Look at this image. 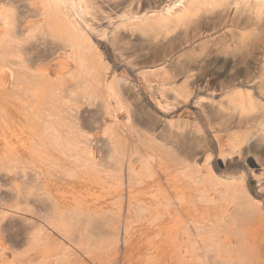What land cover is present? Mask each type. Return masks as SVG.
Listing matches in <instances>:
<instances>
[{
	"label": "bare ground",
	"instance_id": "1",
	"mask_svg": "<svg viewBox=\"0 0 264 264\" xmlns=\"http://www.w3.org/2000/svg\"><path fill=\"white\" fill-rule=\"evenodd\" d=\"M236 11L264 15V0H160L154 6L138 4L122 12L112 10L109 3L105 8L100 7L95 0H0V136L5 150L0 154V161L9 158L0 163V170L6 169L2 165L12 161L14 155H18V146H21L42 160L52 157L59 166H66L69 175L81 174L85 172L83 167L87 166V175H79L74 181L87 187L98 184L104 191L97 193L91 187L81 192L70 190L72 208L67 210L44 211L37 206L35 227L39 229L34 236L36 244L22 254L14 251V263L10 256L18 243L3 235L7 240L0 237V264H79L78 255L88 259L87 264H264L260 253L258 258V248L264 254V202L252 198L242 177L238 182L231 181L226 185L218 198L208 194V199L213 200L217 209L209 207L206 213H190L193 204L186 202L191 196L188 188L218 191L217 186L224 185L210 165L213 150H203L204 164H201L198 162L200 155L181 145L176 146L182 149L179 158L175 148L170 149L166 144L143 149V132L135 128L137 111L132 98L140 97V93L135 82L121 77L117 69L106 64L96 41L108 42L121 50L136 39L140 47L132 53L135 59L120 53L121 61L133 70V75L143 81H148L153 75L162 76L167 83L165 93L170 95H162L167 110L189 111L193 102L203 112V102L197 96V84H206L211 78L222 76V71L215 76L199 57L192 58L187 65L179 64L175 69V63L167 59L169 53L165 54L166 58L158 57L156 53H150L149 57L146 46L152 34L161 32L165 40L160 46L166 48L176 39V35L167 36L173 29L189 30L192 32L190 39H195L201 32L209 41L229 36L232 39L230 45L220 53L222 56L226 54L225 64L231 60L235 63L237 59L245 63L249 54L245 53V47L239 49L245 34L241 32L243 27L239 19L234 18ZM215 12L233 15L228 17V23L224 22L223 27L212 32L204 30L200 26L202 18ZM232 27L242 29L231 30ZM156 40L157 36L153 38L154 42ZM257 44L258 41H254L251 46ZM70 61L77 65V71L58 80L53 79L55 72L69 68ZM246 68L248 71L249 65ZM231 71L230 68L225 73L230 74ZM180 76L183 79L178 82ZM248 82L239 79L241 86L235 83L225 86L228 88L225 97L219 101L215 97L212 101L222 111L224 105L234 109L239 117L238 126H242L244 119L252 114L250 111L260 112L258 120L264 129V100H259V109L256 107L258 97L254 95V91L260 88L259 82ZM56 97L75 99L70 105H65ZM9 100L18 102L9 103L13 109L7 112L5 103ZM86 101L99 102L98 109L103 115L109 113L112 116L116 124L114 135L111 127L101 122L89 130L84 128L80 110ZM119 114L126 119H119ZM73 125L85 133L87 160L90 161L95 160L93 142H97L99 130L108 136L104 137V145L105 156L110 158L116 157L119 147L129 146V139H138V145L132 143L134 149L128 154V160L118 152L120 182L114 189H107L104 182L108 179L102 177L96 168L81 164L78 157L84 155V150L76 148L79 138L71 134ZM165 125L170 127V133L176 134L175 141L179 143L185 130L174 127L178 125L172 122ZM222 132L223 128L219 126L211 133L220 150L223 149ZM149 135V140L156 138L154 130H150ZM201 135L205 137L206 133ZM257 135L260 134L233 133V150L241 155L244 153L242 145H249ZM207 138L202 140L206 142ZM137 160L141 162L139 171ZM168 167H175L173 181L163 179ZM1 176L6 177V173H0ZM150 187L153 190H144ZM13 191L19 193L18 184ZM110 195L115 201H110L108 211L98 202ZM144 195H150L149 201ZM216 201L218 204L214 205ZM151 206H156V209ZM53 216L68 227V249L58 240L59 237L52 239L51 233L40 226L41 221ZM146 217L151 221L148 222L147 234L133 242L134 235L129 232ZM188 254L194 257L193 261L187 259ZM80 264H85V259Z\"/></svg>",
	"mask_w": 264,
	"mask_h": 264
},
{
	"label": "rangeland",
	"instance_id": "2",
	"mask_svg": "<svg viewBox=\"0 0 264 264\" xmlns=\"http://www.w3.org/2000/svg\"><path fill=\"white\" fill-rule=\"evenodd\" d=\"M95 1H98L99 6L103 8H105L109 3L110 8L118 12H122L124 9L130 6H137L138 4L154 6L160 2V0ZM161 1L166 2L167 0ZM101 2L103 4H100ZM237 11L234 12V18L239 19L243 29L232 27L231 30L242 29L243 31L241 32L245 34L244 42L240 44L242 46H239V49L240 47H245V53L249 54V58L247 59L248 61L245 63L237 59L235 63L231 60L228 62V64H225L227 61L225 57L226 54L225 56H222L220 53L224 48L227 49V47L230 45L232 39L229 36H225L217 41H209L204 33L201 32V34L195 39H190L192 37V32L189 30L183 31L173 29L170 33H168L169 35L167 36L173 37L176 35V39L171 44L167 45L166 48H161L160 46L162 41L165 40V36L162 35L161 32H158V35L152 34L150 36L151 40L149 39L150 42L148 41L146 46V52L148 53L149 57L150 53L159 54L158 57H163L165 54L167 55L169 53L170 56H165V58L167 57V59H170L171 62L175 63V69H177V65H187L190 63L192 58L196 59L199 57V59H202L206 64H208L210 72L215 76L219 74L218 72L220 70L222 71V76H220V74L219 77L211 78V80L206 84H197L199 88L197 90V96L201 97L200 100L203 102V109L205 110L203 112L202 110H199V108L193 102L189 105V111L178 110L173 112L172 110H167L164 107V103L162 101V95H167V93H165L167 83L162 78V76L153 75L148 81H143L139 77L136 78L133 75V70L128 68L127 65L124 64L123 60L121 61L120 53L122 52L125 56H130L131 58L135 59V57L132 56V53L137 52L136 50L138 47H140L136 39L131 42L128 47L124 46L125 48L123 47L121 50L116 45L113 46V44L96 39L98 50L102 53L106 64H108L110 67L112 66L115 70L117 69L121 77L135 82L134 84H136V89L140 93V97L132 98L134 99L133 102H135L133 107L137 111L134 117V120L137 119V125L135 128L143 132V142L145 143V145H141L143 149H145V146L148 148L151 145L157 147L160 144H166V147L170 149L175 148L174 151L180 154L178 156L179 158L182 156L180 151L182 149H179V147L176 146L181 145L182 147L184 146L183 148L192 149L195 154L200 155L201 157L198 158V162L201 164H204V157L202 154L203 150H208V148L213 150V155L210 159V165L215 176H217L219 181H223L224 185L217 186L219 193L218 191L214 190L208 191L203 187H199L197 190H190L188 188L187 190L190 192L191 196H189V199L186 202L190 203L191 205L193 204L190 211L192 214H201V212L206 213L209 207L212 208V210L217 209L213 206V200L208 199V196L211 195L212 197L214 196V198H218L221 192L225 189L226 185H228L231 181L238 182L242 177H244L246 188L250 192L252 198L258 200V202H264V129H261L258 120V116H260L258 114H260V112L257 113L255 111H250L252 114L244 119V121L241 123L242 126H238L240 125L238 123L239 117L236 116L234 109L226 108V105H224L222 107V111L219 109L220 106L215 102V107L212 101L215 97L216 101H219L225 97L228 90V88L225 86L231 83L241 86L239 79L243 81L246 80L247 82L249 80L258 81L260 88L254 91V95L258 97L256 100V107H258L259 100L260 102L261 100H264V84H261L262 81L264 82V15H258L256 13L246 14L244 12ZM230 15L232 16L233 14L231 13L226 16L221 12L220 14L215 12V14L212 13L206 15L202 18V23H200V26L204 30L209 29L212 32L214 29L216 30L223 27L225 23L227 24L229 20L228 17H231ZM40 22H38V24ZM229 24H231V20ZM154 32L156 33V31ZM187 33H190L191 35L186 36ZM155 36L158 37V40L154 42L153 38H155ZM254 41H258V44L256 46H251ZM69 64V68L64 70V72H55L53 74V79L58 80L65 74L69 75L77 71L78 67L75 63L70 61ZM247 65H249L248 71L246 68ZM230 68L232 69L231 73L226 74L225 72ZM172 73L174 74L176 72L172 71ZM182 79V77L179 78L178 82H181L180 80ZM247 85V87H250L249 84ZM222 86L223 88H221ZM56 98L65 105H70L72 103L71 100L75 99L73 97ZM17 102L18 100H9L6 102L5 110L9 112L13 109L9 103L15 104ZM98 106L99 102L88 103V101L82 105L83 108L80 110L82 116L80 119L84 120V128L89 130L94 127L97 122H101L104 126L111 127L112 134L114 135L113 129H115L116 124L114 123L113 118H111L112 116H110L109 113L103 115L102 110H99ZM259 106L262 107L261 103ZM119 119L125 120L126 116L120 115ZM169 122H172L173 125H178L174 127H181L185 130L183 133L184 136L182 138L178 137L179 139H182L179 140V143L181 144L176 143V134L170 133V127L165 125ZM187 122L189 123L188 126H186ZM73 126H70L71 130H73V132L71 131V134L73 133V136L79 138V146L76 148L84 150V155L82 157H78L81 161V164H87L88 166L91 165L96 168L102 177L108 179V181L104 182V184L107 186V189H114L120 182L117 174V161L119 160L118 152L122 158L128 160L130 158L128 154L133 151V144L138 145V139L136 137L131 138L133 141L137 139L136 142H133L129 139L130 145L124 146V144L122 148L119 147L116 157L114 156L113 158H110L105 156L106 150L104 145V137L108 138V136L103 135V131L99 130L97 133V142H93L95 160L90 161L87 160L89 153H86L88 140L83 135L85 133L76 126ZM219 126L223 128V132L221 133L223 146L222 150L219 148V143L217 144V142L213 140L211 136V133H213L215 128ZM237 127H240L241 129H237ZM150 130H154V133L156 134V138L153 140H149L151 136L149 135ZM237 131L239 133L249 134L258 132L260 134L257 135L249 145H242L244 153L241 155L237 151L233 150L234 147L233 143L231 142L233 133H238ZM163 133L165 135H163ZM205 133V137H208L206 142L202 140L206 138L201 135ZM0 134H2L1 129ZM161 139H164L168 143L161 141ZM18 149V155H14L15 158L12 159V161H9L7 165H2L6 168L4 171L0 170V173H6V177H0V229L2 230L0 237L4 235L6 238L18 243L14 248H12V253L10 256L11 262H14L16 257L15 255H12L14 254V251L16 254H22L23 252L31 250V247L36 244L34 242L36 241L34 236L37 234L39 229L37 226L35 227L38 216L35 213L37 206H39L44 211H53L54 209L58 208L61 210H67L72 208L71 195L69 194L70 190H78L81 192L88 189V187H91L92 190H96L97 193H104L101 186L98 184H89L87 187L83 186L82 182L78 183V181H74L76 178H79V175H87V166L83 167L85 172H82L81 174L76 173L74 175H69L67 174L66 166H59L56 163V160L52 157L48 156L42 160L39 155L34 156L33 154L28 153L21 146H18ZM4 151L2 137L0 136V154ZM247 152H249V154H247ZM42 156H45V154ZM182 159L181 161H183ZM7 160H9V158H7ZM3 161H0V163ZM139 162V160L136 162V166H138L137 171L140 170L139 165L141 162ZM170 164L172 165L173 162ZM63 167H65V169ZM165 168H167V166ZM168 168L169 169H166L163 174V179L166 178V180L176 176V170L174 169L175 167ZM204 173H206L205 168ZM204 173L203 175H205ZM137 175L139 176L140 173H137ZM67 180H69V182L73 180L74 182L72 181L69 183ZM171 180L173 181V179ZM17 184L19 193L13 191V188ZM71 185L75 187L71 188ZM140 189L143 190L142 188ZM150 189L153 190L151 187L144 190ZM143 197H146V199H148L147 201H149L150 195H144ZM87 199L91 201L90 197ZM110 201H115L111 195L107 196L106 198L104 197L98 203L108 210L107 208L111 203ZM98 203L96 204L98 205ZM217 204L218 202L216 201L214 205ZM152 208L156 209V206H153ZM2 212L5 213V216L2 215ZM149 218L150 217H146L144 220L133 226V229H131L129 232L130 234L132 233L134 235V238L131 239L133 242H138L140 236L144 237L147 234L148 227L150 226H148V222H151L148 221ZM40 226L44 228L45 232L51 233L52 239L59 237L58 240L62 243H65V248H69L66 244L68 242L66 238L68 227L63 225V223H61L59 220L57 221L56 216H53L51 219L47 218L44 221H41ZM46 229L48 230L46 231ZM45 232L43 235L44 237H46ZM151 237H153V235H151ZM3 238L4 237H2V239ZM6 238L3 240H7ZM0 242L2 243V240ZM70 246L72 248L75 247V249H78V247L72 243ZM71 251L72 249L69 252ZM259 253L260 258L264 259V254L261 252V250L259 251L258 248V258ZM78 258L80 262L82 259H85V264L89 262L88 259L80 257L79 255ZM187 259L189 261H193L194 257L188 254Z\"/></svg>",
	"mask_w": 264,
	"mask_h": 264
}]
</instances>
